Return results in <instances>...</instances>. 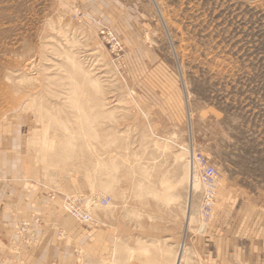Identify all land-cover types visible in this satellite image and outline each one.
I'll return each instance as SVG.
<instances>
[{
	"label": "rangeland",
	"instance_id": "374dc122",
	"mask_svg": "<svg viewBox=\"0 0 264 264\" xmlns=\"http://www.w3.org/2000/svg\"><path fill=\"white\" fill-rule=\"evenodd\" d=\"M4 119L50 182L110 199L86 226L112 213L134 229L114 264H202L199 248L264 211V0H0ZM193 151L218 171L208 221Z\"/></svg>",
	"mask_w": 264,
	"mask_h": 264
},
{
	"label": "crops",
	"instance_id": "0c3cea01",
	"mask_svg": "<svg viewBox=\"0 0 264 264\" xmlns=\"http://www.w3.org/2000/svg\"><path fill=\"white\" fill-rule=\"evenodd\" d=\"M46 175L38 170L31 138L20 124L0 121V264L127 262L134 229L112 213L104 227L100 221L93 226L78 223L63 211L62 195L85 192L83 183L77 177L53 183ZM248 214L243 217L247 228L221 232L211 239L212 248H199L202 264H264V211ZM260 216L261 231L251 230L253 219ZM191 245L190 251L196 252V238L190 239ZM138 250L141 255L149 252L143 245Z\"/></svg>",
	"mask_w": 264,
	"mask_h": 264
},
{
	"label": "built area",
	"instance_id": "2783aa9c",
	"mask_svg": "<svg viewBox=\"0 0 264 264\" xmlns=\"http://www.w3.org/2000/svg\"><path fill=\"white\" fill-rule=\"evenodd\" d=\"M108 37L115 42L117 48L118 41L116 38L108 33ZM189 167L193 173H196L204 186L201 211L205 220L208 221L214 214L215 202H216V189L218 181V171L214 165H212L209 159L202 153L192 152L189 157ZM110 202V199L96 200L93 197L87 196H65L63 198V208L66 213L72 216L81 224L89 225L93 223L91 211L94 207L101 205L106 207ZM24 229V228H23ZM22 229V230H23Z\"/></svg>",
	"mask_w": 264,
	"mask_h": 264
},
{
	"label": "bare ground",
	"instance_id": "6f19581e",
	"mask_svg": "<svg viewBox=\"0 0 264 264\" xmlns=\"http://www.w3.org/2000/svg\"><path fill=\"white\" fill-rule=\"evenodd\" d=\"M190 179H191V187H193V189H194V187L196 186V183H197V179H196V177H194L192 174L190 175ZM70 196V195H69ZM77 196V195H76ZM190 205V204H189ZM119 245H120V243H119ZM142 248V247H141ZM139 250H141V249H139ZM138 250V251H139ZM143 251V250H142ZM148 252V251H147ZM150 253V252H149ZM180 254V255H179ZM178 254V256H177V258H176V260H175V264H182V262H183V256H184V253H179ZM114 264V263H113Z\"/></svg>",
	"mask_w": 264,
	"mask_h": 264
}]
</instances>
